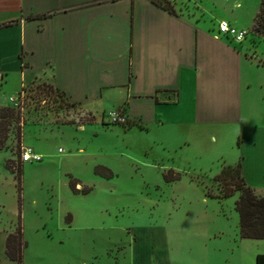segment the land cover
I'll return each instance as SVG.
<instances>
[{
  "label": "rangeland",
  "instance_id": "obj_1",
  "mask_svg": "<svg viewBox=\"0 0 264 264\" xmlns=\"http://www.w3.org/2000/svg\"><path fill=\"white\" fill-rule=\"evenodd\" d=\"M259 2L178 0L210 23L234 15L232 27L250 32ZM240 43L251 59L254 49L255 63L264 67V40L248 33ZM6 64L0 107H12L20 119L0 151V264H14L4 256L3 238L17 226L25 243L21 264H255L264 254V240L239 237L238 193L210 197L219 194L213 178L251 147L246 141L240 153L236 144L239 132L253 136L250 129L175 124L156 131L128 120L124 109L118 110L126 121L112 125L40 78L21 75L15 60ZM35 135L47 158L20 164L22 148L40 154ZM104 163L110 179L92 173L93 165Z\"/></svg>",
  "mask_w": 264,
  "mask_h": 264
},
{
  "label": "crops",
  "instance_id": "obj_2",
  "mask_svg": "<svg viewBox=\"0 0 264 264\" xmlns=\"http://www.w3.org/2000/svg\"><path fill=\"white\" fill-rule=\"evenodd\" d=\"M170 1L175 15L150 0H0V78L15 60L21 75L40 78L105 123L106 112L124 109L128 120L156 131L175 124L250 129L254 137L236 136L240 153L246 141L251 147L232 164L239 161L246 184L264 196V67L254 61L260 58L218 32L221 20L235 23L234 15L210 23ZM97 166L112 172L96 164L95 176Z\"/></svg>",
  "mask_w": 264,
  "mask_h": 264
},
{
  "label": "trees",
  "instance_id": "obj_3",
  "mask_svg": "<svg viewBox=\"0 0 264 264\" xmlns=\"http://www.w3.org/2000/svg\"><path fill=\"white\" fill-rule=\"evenodd\" d=\"M150 1L170 14H176L170 0ZM49 15L48 13L30 15L26 17V20L42 19ZM6 25L7 24H3V26ZM250 29L251 32L248 31V33H252L259 39L264 40V0H260L259 2V7L253 17ZM21 67H23V65ZM47 89L54 90L66 98L63 92L49 84H47ZM66 100L68 101L67 98ZM70 104L74 105L73 103ZM19 119L18 112L12 107H0V151L5 147L10 133H12L14 129L17 131L19 130ZM18 134L19 133H16V138L19 139ZM94 174L105 179L113 177V173L103 166L95 167ZM164 178L168 180L166 175ZM213 180L218 182L219 194L210 197L222 200L238 193L234 208L238 214L239 237L242 239L264 240V196L256 195L254 190L245 183L240 173V163H237L235 166H224ZM17 182H19V178ZM81 193L87 194L88 190H82ZM18 218L20 220V212H18ZM24 247L25 243L22 241L21 226H17L14 232L9 233L6 237L4 255L8 260L16 264H21L22 250ZM255 264H264V254L255 256Z\"/></svg>",
  "mask_w": 264,
  "mask_h": 264
},
{
  "label": "built area",
  "instance_id": "obj_4",
  "mask_svg": "<svg viewBox=\"0 0 264 264\" xmlns=\"http://www.w3.org/2000/svg\"><path fill=\"white\" fill-rule=\"evenodd\" d=\"M218 32L224 35H229L237 42H241L244 40L246 35L248 34V31L246 30H235L234 27H232L227 21L221 20L218 23ZM9 100L11 102L14 101L12 97H9ZM107 121L111 124H119L124 123L126 121V116L119 110H111L106 113ZM60 151V149H59ZM41 155L36 154L32 152L30 149L22 148V151L20 153L19 161L20 163L25 162H38L41 160Z\"/></svg>",
  "mask_w": 264,
  "mask_h": 264
}]
</instances>
